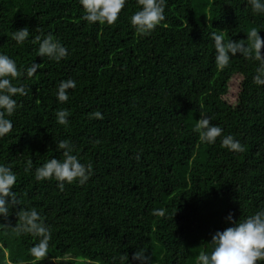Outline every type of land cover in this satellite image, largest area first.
Masks as SVG:
<instances>
[{"label":"trees","instance_id":"obj_1","mask_svg":"<svg viewBox=\"0 0 264 264\" xmlns=\"http://www.w3.org/2000/svg\"><path fill=\"white\" fill-rule=\"evenodd\" d=\"M138 10L126 0L109 25L87 22L79 0H0V54L15 61L11 82L26 93L13 96V127L0 137L18 201L0 216V264H140L134 252L143 264H194L231 226L229 213L242 221L264 210V84L253 81L261 61L253 50L221 68L211 37L250 46L255 28L264 40V13L249 0H166L165 19L141 34L129 20ZM25 27L17 43L12 34ZM49 34L67 49L59 61L38 54L35 37ZM69 79L75 88L61 103L57 87ZM204 116L222 129L211 144L196 130ZM229 135L243 151L222 145ZM61 140L91 166L85 183L35 179L37 167L63 160ZM32 208L51 234L40 261L29 253L39 238L16 231L17 212Z\"/></svg>","mask_w":264,"mask_h":264},{"label":"clouds","instance_id":"obj_2","mask_svg":"<svg viewBox=\"0 0 264 264\" xmlns=\"http://www.w3.org/2000/svg\"><path fill=\"white\" fill-rule=\"evenodd\" d=\"M126 0H79L85 15L84 19L89 23H107L109 25L116 22L118 14L124 7ZM166 0H137L139 10L135 11L130 17V24L141 34H147L162 22L164 17V6ZM252 11L264 13V0H249ZM30 32L27 27L16 30L12 38L17 43H23L28 38ZM216 50V63L219 67H224L229 61L230 55L241 53L246 58L250 57L255 51V59L261 61V67L257 68V75L253 77L254 83L264 84V56L261 55V48L264 40L261 39L255 28L251 29L247 39L250 46L238 43L233 40L225 41L223 33L211 34ZM39 42L38 54L41 57H48L56 61L61 60L67 55V49L59 41L53 39L51 34L41 39L36 36ZM37 70L33 65L27 70V75L31 77ZM18 76L15 61L5 54H0V137L8 134L13 125L10 117L16 109L17 101L13 96L25 95L23 86H14L10 78ZM75 88V81L69 79L61 81L57 87V100L61 103L68 100L67 89ZM67 110H60L56 113L58 123L67 124ZM100 117V113L93 114ZM196 130L202 143H214L216 138L221 135L222 129L210 123L204 116L198 119ZM222 145L230 151H243V146L238 140L229 135L222 139ZM57 148L63 150V160L51 158L35 169L34 177L37 181L55 179L58 187L63 189L64 182L72 183L77 181L85 183L91 175V166L85 167L80 163L78 157L72 154V149L67 140L57 142ZM31 164H29V168ZM16 175L13 171L0 164V216L7 217L10 208L15 206L18 201L12 187L16 182ZM156 214L163 215L162 211ZM19 223L16 231L21 234H31L39 238V242L29 249L30 255L35 261H40L47 252L48 241L51 238L49 229L42 222L36 209L19 210L17 212ZM231 226L223 231H216L211 237L212 249L210 252H200L194 264H256L264 262V210L257 211L253 215L242 221L233 220L232 214L226 217ZM132 260L143 264L147 257L140 252L132 254Z\"/></svg>","mask_w":264,"mask_h":264},{"label":"rangeland","instance_id":"obj_3","mask_svg":"<svg viewBox=\"0 0 264 264\" xmlns=\"http://www.w3.org/2000/svg\"><path fill=\"white\" fill-rule=\"evenodd\" d=\"M237 79L234 78L233 80H231L230 82V86H229V92L228 94L226 95V99L231 102V103H234L235 101V98H236V94H237V89H238V86H237Z\"/></svg>","mask_w":264,"mask_h":264},{"label":"water","instance_id":"obj_4","mask_svg":"<svg viewBox=\"0 0 264 264\" xmlns=\"http://www.w3.org/2000/svg\"><path fill=\"white\" fill-rule=\"evenodd\" d=\"M49 262L53 263V260H49Z\"/></svg>","mask_w":264,"mask_h":264}]
</instances>
